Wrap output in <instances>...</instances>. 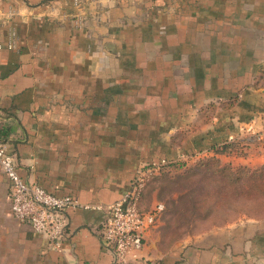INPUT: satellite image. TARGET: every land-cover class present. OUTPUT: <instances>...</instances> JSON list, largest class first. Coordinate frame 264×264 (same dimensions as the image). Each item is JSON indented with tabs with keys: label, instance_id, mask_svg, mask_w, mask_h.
Returning a JSON list of instances; mask_svg holds the SVG:
<instances>
[{
	"label": "crops",
	"instance_id": "1",
	"mask_svg": "<svg viewBox=\"0 0 264 264\" xmlns=\"http://www.w3.org/2000/svg\"><path fill=\"white\" fill-rule=\"evenodd\" d=\"M0 127L25 181L92 205L68 209L53 249L0 168V264H113L106 206L142 164L240 141L216 156L264 166V0H0ZM145 238L128 264H264V217Z\"/></svg>",
	"mask_w": 264,
	"mask_h": 264
},
{
	"label": "built area",
	"instance_id": "2",
	"mask_svg": "<svg viewBox=\"0 0 264 264\" xmlns=\"http://www.w3.org/2000/svg\"><path fill=\"white\" fill-rule=\"evenodd\" d=\"M202 157L201 154H185L184 160ZM171 161L142 164L132 180L131 187L123 197L106 206L107 216L102 225L101 238L113 257V264H128L129 253L142 250L148 229L157 223L165 205L156 202L149 209L142 206L145 186L149 178ZM0 168L10 180L9 197L11 211L21 222L32 226L56 250H63L68 237L67 211L70 207L92 205L80 204L70 195H57L33 182L25 181L19 173L15 156L0 138ZM101 208V205L96 206Z\"/></svg>",
	"mask_w": 264,
	"mask_h": 264
},
{
	"label": "rangeland",
	"instance_id": "3",
	"mask_svg": "<svg viewBox=\"0 0 264 264\" xmlns=\"http://www.w3.org/2000/svg\"><path fill=\"white\" fill-rule=\"evenodd\" d=\"M170 161L149 178L142 200L145 209L164 203L157 226L165 245L243 217H264V194L253 191L258 194L248 201L238 190L232 171L210 160Z\"/></svg>",
	"mask_w": 264,
	"mask_h": 264
},
{
	"label": "trees",
	"instance_id": "4",
	"mask_svg": "<svg viewBox=\"0 0 264 264\" xmlns=\"http://www.w3.org/2000/svg\"><path fill=\"white\" fill-rule=\"evenodd\" d=\"M0 138L3 140L1 127H0ZM245 147L246 145L240 141L224 142L222 144L213 146L214 155L202 156L194 160H196V162H202L203 160L205 161L210 160L215 162L216 166L221 167L222 170L232 171V174L236 176L235 180L238 190L240 191L241 194H243L246 197L248 201H252L256 197V194L260 192L264 194V166L258 169H252L247 166H233L230 163H224L223 166H220L222 165L221 164L222 162L220 158L216 156L217 154H231V153H237L243 155L245 154ZM181 161L185 162L187 160L183 159L180 160L179 162ZM205 161L203 162V164L205 163ZM253 191H258V193Z\"/></svg>",
	"mask_w": 264,
	"mask_h": 264
}]
</instances>
